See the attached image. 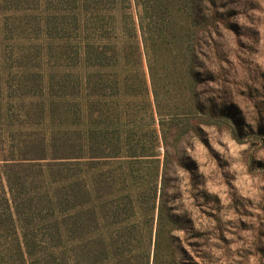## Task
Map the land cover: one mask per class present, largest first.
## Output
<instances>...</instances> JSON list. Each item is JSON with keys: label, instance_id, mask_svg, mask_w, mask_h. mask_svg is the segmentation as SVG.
<instances>
[{"label": "trees", "instance_id": "obj_1", "mask_svg": "<svg viewBox=\"0 0 264 264\" xmlns=\"http://www.w3.org/2000/svg\"><path fill=\"white\" fill-rule=\"evenodd\" d=\"M223 3L0 0V264H198L182 148L206 127L264 144L211 85Z\"/></svg>", "mask_w": 264, "mask_h": 264}, {"label": "rangeland", "instance_id": "obj_2", "mask_svg": "<svg viewBox=\"0 0 264 264\" xmlns=\"http://www.w3.org/2000/svg\"><path fill=\"white\" fill-rule=\"evenodd\" d=\"M223 4L234 27L211 64V85L235 103L238 126L257 131L264 128V0ZM243 134L239 141L227 127H206L203 140L193 135L182 148L189 169L174 175V192L198 264H264V144Z\"/></svg>", "mask_w": 264, "mask_h": 264}]
</instances>
